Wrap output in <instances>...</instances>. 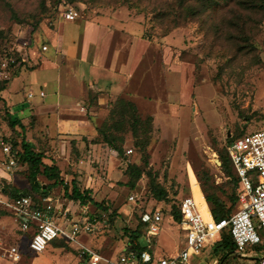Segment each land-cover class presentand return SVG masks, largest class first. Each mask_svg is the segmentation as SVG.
I'll return each mask as SVG.
<instances>
[{
	"label": "rangeland",
	"instance_id": "rangeland-1",
	"mask_svg": "<svg viewBox=\"0 0 264 264\" xmlns=\"http://www.w3.org/2000/svg\"><path fill=\"white\" fill-rule=\"evenodd\" d=\"M236 1L213 0L204 9L198 0H0V56L25 36L34 42H48L51 56L59 46L54 35L59 32L63 53L73 56L80 53L86 42L89 46L98 43L101 47L112 43L120 26L124 30L130 27L138 30L139 39L135 40L131 67L127 70L133 73L135 82L130 91L118 93L108 107L98 108L95 120L99 126L106 122L112 124L119 118L111 115L112 110L120 109L119 98L125 97V93L132 95L142 116L152 115L154 119L150 144L145 153L136 145L140 138L136 140L131 132L121 133L125 138L124 155L118 157L108 150L97 154L96 167L83 163L87 172L80 182L93 186L97 198L109 202L111 210H119L117 216L106 213L100 217L101 228L96 235L101 244L97 247L106 255L118 254L129 236L126 227L136 224L135 212L143 206L149 209L152 204L147 174L133 189L127 185L128 164L143 166L147 153L150 162L147 169L168 190L171 200L180 201L192 192L190 169H194L201 188L205 177L217 187L228 206L233 204L232 197L237 191L231 177L222 170L220 152L234 137L264 128V2L259 1L256 9L250 3L253 0H243L247 2L245 8ZM62 5L73 6L79 17L66 21L61 15ZM231 21H245V29L231 25ZM237 36L240 39L236 41ZM32 48L35 49L34 44ZM88 50L83 51L95 54L98 49ZM97 53L103 66L110 55L105 49ZM85 58L93 62L92 58ZM111 61H115V55ZM27 64L28 72L22 73V76L28 75L27 84L18 93L27 95L32 83V91L37 95L33 100H36L41 91L47 92L42 90L45 88L42 80L51 73L44 69L30 70L42 68L43 61L39 63L30 58ZM6 96L0 92V187L11 184L30 190L27 171L8 169L7 155L1 147L4 141L19 150L21 145L16 148L14 144L21 141L23 133L20 125L10 124L13 100ZM91 98L95 97L91 95ZM154 101L158 112L151 109ZM40 180L50 184L44 176ZM133 193L137 195V204L129 200ZM60 195L64 198L63 193ZM240 205V201L236 202L232 213ZM92 211L96 210L91 208L89 212ZM170 215L164 212L167 236L157 239V258L175 255L184 246V232L171 223ZM13 217L12 213L0 210V264H88L79 244L60 240L41 253L28 249L17 262L4 256L8 248L29 246L30 236L35 232L33 225L23 230L22 220L15 222ZM105 220L109 221L108 226H103ZM92 236L84 232L80 240L93 245L89 239ZM52 247L57 249L53 251ZM223 253L216 246L208 245L194 254L193 259L198 264H255L253 258L264 254V244L248 247L245 254L236 253L221 261Z\"/></svg>",
	"mask_w": 264,
	"mask_h": 264
},
{
	"label": "crops",
	"instance_id": "crops-1",
	"mask_svg": "<svg viewBox=\"0 0 264 264\" xmlns=\"http://www.w3.org/2000/svg\"><path fill=\"white\" fill-rule=\"evenodd\" d=\"M95 25L99 26L100 24L95 23ZM135 29L130 27L125 28L124 30L120 26L116 32V39L112 43L104 45L103 48L98 43H93L89 46L88 42H86L87 45L83 48H80V53H77L76 55L73 54V56L69 55V53L68 55L63 53L60 41L61 39H59V32L54 34L56 35L55 39H57L59 42V50L56 48L55 54L51 56L48 55L51 51V45H49V43L46 41H41L39 43L36 40L33 42L35 49H32L30 58L35 59L37 62L39 61V63L43 61L44 65L42 68L40 66L38 69L31 68L30 70L38 71L44 69L45 72L51 73L45 80H42V83L45 86V88L43 87L42 90L47 91L46 96L41 97L39 94L38 98L33 100L37 95H35L33 98H29L28 94L26 95V93H18L19 91L21 92V90L24 89V86L27 84L28 75L26 74V76H22L23 72H28L26 71L28 66L27 63L17 69L19 73L16 75V77L14 75L15 78L10 83V88L1 91V93H6V99L8 98L10 101L13 100V102H11V105H13V110L10 112L11 117L20 119V122L24 126L27 140L35 145L36 150L44 152V163L48 165L55 164L59 166L62 171V178L65 179L66 182L72 181L74 178H76L78 179L82 189L92 188V195L98 201H102L104 199L97 198V193L93 186H84L82 183H80L87 172L85 169L86 166L84 167L83 163L88 164L90 168H94V166L96 167L97 164L94 162L96 161V155L104 154V152L107 150L115 152L119 157L118 152L114 149L105 146L103 143H94V140L99 137V125L96 123L95 116L99 115L97 112L98 108L104 109L108 107L110 105V101L114 100L118 93L130 91L131 86L135 82L133 73L130 70L127 72V70L131 67V55L133 54L135 48V40L139 39L136 34L138 30ZM44 44H48L49 46L46 51L41 50L42 45ZM87 48L89 49V52L90 50L93 51L97 49L107 50L108 55H110L108 62L106 61V63L101 66V57L97 53L98 50L95 54L91 52L89 54H85L83 50ZM81 52L83 55H81ZM46 54L48 56H46ZM114 55L115 61L110 62V58ZM85 57L92 58L93 62H88L87 58ZM76 58H78V60ZM146 58L148 62L149 56ZM99 59L100 63L98 62ZM147 65L148 64H146V67ZM101 74H103V76ZM31 88L33 90L32 83L29 89ZM91 95H93L95 98H91ZM125 97L123 96L121 98L131 100L135 103V97L132 95H127L125 93ZM146 103V105H151V102ZM25 108L26 110H24ZM154 108L157 109L156 112L159 111L156 101L152 103L151 109ZM63 149H65L64 152ZM67 152L68 155H66ZM98 157L99 155H97V158ZM28 169L29 165L24 163L22 169L18 170L25 172L28 171ZM90 174H92V172ZM49 181L50 184L43 182L44 187L52 184L53 181ZM5 188V186L0 187V198L5 201L16 199L5 194ZM18 189L22 190L21 187ZM60 193H63L64 198H62ZM27 195L33 196L35 202L40 205L51 203L53 205L51 215H53L56 223L62 226L64 229H70L72 222L79 220L81 217L91 216L92 219L97 218L99 220V222L95 225V230L90 232L93 236L89 237V239L91 238L93 245H88L86 243L87 241H81L80 236L76 242H70L64 237H60L53 242L60 240L69 244H79L80 249L87 247L98 251L105 257L112 259H116L124 253L122 250L127 240L123 242L122 248H120L118 254L115 255H106L101 248L97 247L101 244V240L96 235L98 230L101 228L100 217L101 215L105 216L106 213L103 210L97 208L94 204H81L80 202H76L67 198L65 195V189L62 185L52 186L48 190L47 196H42V194L39 193H36L37 196H34L33 194ZM187 196H193L195 198L193 190ZM203 196L205 199L204 201L208 204L204 193ZM151 203L152 204L150 205L149 209L148 206L147 209L161 211L163 215V221V209L166 210L165 213L169 212L171 214V203L166 201H158L153 197L151 199ZM91 208H94L96 211L89 212ZM209 209L210 207L208 205V210ZM0 210H5L9 213H12L14 215L13 218L15 222L22 220L12 208L6 205L0 204ZM209 214L213 216L211 209L209 210ZM170 221L172 224L175 223L176 225L180 226L178 222L175 221L172 214L170 215ZM67 225H69V227L65 228ZM108 225L109 224L107 221H105L103 226ZM159 236H161L162 239L163 236H167V231H165L164 226ZM30 238H32V235ZM53 242L51 244H53ZM53 249V251H55L57 248ZM155 252H157V247Z\"/></svg>",
	"mask_w": 264,
	"mask_h": 264
},
{
	"label": "built area",
	"instance_id": "built-area-1",
	"mask_svg": "<svg viewBox=\"0 0 264 264\" xmlns=\"http://www.w3.org/2000/svg\"><path fill=\"white\" fill-rule=\"evenodd\" d=\"M61 15L66 21L79 17L78 11L71 5H62ZM33 42L26 36L22 37L21 40L13 42L0 56V82L11 81L15 71L29 62ZM48 48V44H44L41 50L46 51ZM35 95L33 91L28 93L29 98ZM40 96L45 97L46 93L41 91ZM1 147L8 156L7 168L22 169L24 163L19 161L13 145L1 141ZM228 150L242 185L240 209L229 218L216 220L213 216H208L193 196H187L181 203L180 223L185 241L177 254L157 258L156 253L151 251L154 239L162 232L163 215L159 210H146L142 213L141 220L148 226L147 235L143 238L147 249L141 254L130 250L112 259L83 247L82 255L88 258L89 264H198L193 259L194 254L208 245L215 246L226 230L231 231L238 253L245 254L248 247L264 244V128L237 138ZM129 200L137 204V195L132 194ZM0 204L12 208L21 217L23 230L26 231L30 225L35 227L28 247L13 246L6 249L4 256H9L14 261H19L28 248L35 252H44L60 237L76 242L82 233L93 232L99 222L97 218L86 216L73 221L70 229H64L51 215L53 205H40L31 195H22L10 201L0 198ZM257 258L256 264H264V254Z\"/></svg>",
	"mask_w": 264,
	"mask_h": 264
},
{
	"label": "trees",
	"instance_id": "trees-1",
	"mask_svg": "<svg viewBox=\"0 0 264 264\" xmlns=\"http://www.w3.org/2000/svg\"><path fill=\"white\" fill-rule=\"evenodd\" d=\"M198 1L204 5V9L209 8L213 4V0ZM259 1L261 3L264 2V0H253L249 2L252 6H254V8L258 9ZM236 4L239 5L241 8H245L247 2L243 0H238L236 1ZM226 21L228 20H225L223 22ZM230 23L231 25H237L242 29V31L245 29V21L242 23L231 21ZM1 33L2 32L0 31V34ZM235 39L237 41L240 39V37L237 36L235 37ZM42 42L45 41L43 40ZM14 74L17 75L18 72L15 71ZM9 83L10 81L0 82V92L6 90L8 88ZM119 106V110L115 112H113V110L111 111V115H118L119 118L115 119L112 124L106 122L102 126H98L99 137L94 140V143H103L105 146H108L117 151L119 156L122 157L125 153L123 148L125 138L121 133L131 132L136 140H138L139 138L142 140L136 142V145L140 146L143 152L146 153L148 145L150 144V135L154 128V119L152 115L143 117L140 111L138 110V106L133 101L125 98H119ZM9 119L10 124L12 126H16L19 124L23 128L21 141L16 142L14 144L16 148L18 145H21V148L17 151H14L17 154L19 161L27 163L29 165V169L27 171V178L30 183V190H21L9 184L8 186H5V194L9 195L11 198H18L22 195L27 194H33L34 196H37L36 193L42 194V196H47L48 190L52 186L62 185L65 189V195L67 198L76 202H80L81 204H94L97 208L103 210L105 213H110V216L119 215V210H117V208L111 210L109 202L105 200H96L92 195V188L82 189L78 179L76 178H74L72 181L66 182L65 179L62 178V171L59 166L55 164L48 165L44 163V152L36 150L35 145L27 140L24 126L20 122V119L12 118L11 114H9ZM240 137L236 136L231 139V142L227 145V148L224 151L220 152L222 170L227 173L228 176L231 177L232 183L234 184L237 191L236 196L232 197L233 204L231 206H228L222 196L218 194L217 187L211 185L210 181L205 177L202 178L204 179L202 181L203 192L205 194V198L209 204L211 212L216 220L229 218L233 214L232 210L234 205L236 204V202L240 201L242 185L240 178L234 169V165L228 150V147L237 138ZM6 158L8 161V156H6ZM143 163V166L137 163L128 164L126 173L129 175L130 178L127 182V185L133 189L138 183V181L143 177V175L147 174V176L149 177V187L152 193V197L157 199L158 201H166L168 203H171V214L174 217L175 221L180 224L182 220V200H171L168 190L157 180V176L153 175L151 169H147L150 165L148 153L144 155ZM40 176H45L48 180L53 181L52 184L44 187L43 182H41L39 178ZM146 210H148L147 206H143L138 212H135V226L126 227V233L129 236L127 237V242L122 252L135 250L138 252V254H141L143 250L147 249V246H145L143 243V238L147 235L148 226L141 220V215ZM163 211L166 212L165 209H163ZM105 221H107V223L109 222L108 220ZM158 237L154 239V245L151 249L153 253L155 252L157 247L156 245ZM218 249L224 252L221 261H225L229 257L238 253L235 240L230 230H226L222 233L220 240L216 244V250ZM253 259L256 264L258 262V258L254 257Z\"/></svg>",
	"mask_w": 264,
	"mask_h": 264
},
{
	"label": "bare ground",
	"instance_id": "bare-ground-1",
	"mask_svg": "<svg viewBox=\"0 0 264 264\" xmlns=\"http://www.w3.org/2000/svg\"><path fill=\"white\" fill-rule=\"evenodd\" d=\"M194 169H190V175H191V187H192V190L195 194V198L199 204V206L205 211V213L209 216V210H208V205L204 200V196H203V193L201 188H200V185H199V180H197L196 176H195V173L193 171Z\"/></svg>",
	"mask_w": 264,
	"mask_h": 264
}]
</instances>
